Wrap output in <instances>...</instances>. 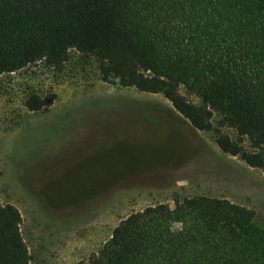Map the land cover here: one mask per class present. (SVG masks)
Masks as SVG:
<instances>
[{
    "label": "trees",
    "instance_id": "trees-1",
    "mask_svg": "<svg viewBox=\"0 0 264 264\" xmlns=\"http://www.w3.org/2000/svg\"><path fill=\"white\" fill-rule=\"evenodd\" d=\"M71 49L95 58L104 83L162 95L222 153L264 173V0H0V74L57 67ZM54 99L30 93L24 106ZM254 216L207 195L148 205L121 219L88 264H264ZM20 223L17 207L0 203V264H29Z\"/></svg>",
    "mask_w": 264,
    "mask_h": 264
},
{
    "label": "rangeland",
    "instance_id": "rangeland-1",
    "mask_svg": "<svg viewBox=\"0 0 264 264\" xmlns=\"http://www.w3.org/2000/svg\"><path fill=\"white\" fill-rule=\"evenodd\" d=\"M30 93L55 99L31 111ZM195 195L250 208L264 229V173L222 153L162 95L104 83L95 58L74 49L57 67L0 74V203L21 214L29 264H88L129 213Z\"/></svg>",
    "mask_w": 264,
    "mask_h": 264
}]
</instances>
